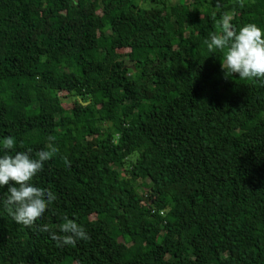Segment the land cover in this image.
<instances>
[{
  "label": "trees",
  "instance_id": "trees-1",
  "mask_svg": "<svg viewBox=\"0 0 264 264\" xmlns=\"http://www.w3.org/2000/svg\"><path fill=\"white\" fill-rule=\"evenodd\" d=\"M150 4L0 0V140L59 149L32 228L0 204V264H264V80L205 44L225 13L264 30V0ZM63 215L90 239L39 230Z\"/></svg>",
  "mask_w": 264,
  "mask_h": 264
},
{
  "label": "clouds",
  "instance_id": "clouds-1",
  "mask_svg": "<svg viewBox=\"0 0 264 264\" xmlns=\"http://www.w3.org/2000/svg\"><path fill=\"white\" fill-rule=\"evenodd\" d=\"M231 15L225 13L217 21L218 32H213L205 40L207 48L223 53L221 68L225 77L238 76L241 80H264V30L255 23H247L237 28L231 23ZM45 149L33 153L16 150V139L5 136L0 140V189L6 187V192L0 193V204L17 223L32 228L41 219L56 199V194L50 189L36 186L33 178L40 173L45 162L58 154V147L49 136ZM66 166L71 161L63 157ZM63 222L58 225L57 234L47 224L39 226L40 231L49 232L57 246H74L77 241L90 239L86 229L67 215L62 216Z\"/></svg>",
  "mask_w": 264,
  "mask_h": 264
},
{
  "label": "rangeland",
  "instance_id": "rangeland-1",
  "mask_svg": "<svg viewBox=\"0 0 264 264\" xmlns=\"http://www.w3.org/2000/svg\"><path fill=\"white\" fill-rule=\"evenodd\" d=\"M166 1H167V3L171 4V6L174 9L176 5L184 2L185 0H166ZM139 3H140V6L143 9H145L146 12L151 13V12H154L155 11V10H152V6L150 4V0H139ZM126 51H127L126 48L125 49L122 48V49H119L118 50V53L119 54H122V53H124ZM59 94L60 95H63L62 96V101H63L62 103H63L64 107H66V108L70 107L71 104H72V101L74 100V96H71V95L67 94L64 91H60ZM141 189L143 190V188H141Z\"/></svg>",
  "mask_w": 264,
  "mask_h": 264
}]
</instances>
